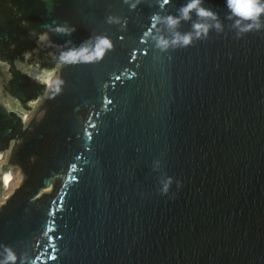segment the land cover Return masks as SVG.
Returning a JSON list of instances; mask_svg holds the SVG:
<instances>
[{
	"label": "water",
	"instance_id": "95a60500",
	"mask_svg": "<svg viewBox=\"0 0 264 264\" xmlns=\"http://www.w3.org/2000/svg\"><path fill=\"white\" fill-rule=\"evenodd\" d=\"M186 2L0 0V264H264V27Z\"/></svg>",
	"mask_w": 264,
	"mask_h": 264
},
{
	"label": "clouds",
	"instance_id": "9594fccd",
	"mask_svg": "<svg viewBox=\"0 0 264 264\" xmlns=\"http://www.w3.org/2000/svg\"><path fill=\"white\" fill-rule=\"evenodd\" d=\"M226 3L229 11L228 18L235 20V27L240 29V31L248 32L253 29L259 30L264 27V21L261 19L262 16H264V0H226ZM202 4L203 0H188V2L179 9L184 20H190L191 13L195 11L197 17L201 20L211 19L217 21L215 25L200 22L194 23L192 27L197 38H200L201 35L206 37L213 26L217 30L221 28L219 15L209 8L203 7ZM156 19H158V17H153V20ZM179 22V19L176 17H167V24L170 28H175ZM192 41V33L181 35L177 32L174 34L171 44L186 47L190 45ZM158 46L167 49L169 47V41L161 38L158 41ZM112 47V42L107 37H97L94 49L90 50L86 46L79 49H72L62 53L60 60L67 65L81 62L91 63L103 59L106 51L112 49Z\"/></svg>",
	"mask_w": 264,
	"mask_h": 264
},
{
	"label": "rangeland",
	"instance_id": "374dc122",
	"mask_svg": "<svg viewBox=\"0 0 264 264\" xmlns=\"http://www.w3.org/2000/svg\"><path fill=\"white\" fill-rule=\"evenodd\" d=\"M12 176L14 177V181L13 183L11 184V186L9 187L8 190H6V192L4 193V195H8L9 193L12 192V190L18 185L19 181H20V176L19 174L17 173V171H15Z\"/></svg>",
	"mask_w": 264,
	"mask_h": 264
},
{
	"label": "bare ground",
	"instance_id": "6f19581e",
	"mask_svg": "<svg viewBox=\"0 0 264 264\" xmlns=\"http://www.w3.org/2000/svg\"><path fill=\"white\" fill-rule=\"evenodd\" d=\"M11 177L7 179V190L9 189V187L11 186V184L13 183L14 181V177L12 176V174H10Z\"/></svg>",
	"mask_w": 264,
	"mask_h": 264
},
{
	"label": "flooded vegetation",
	"instance_id": "af4514ba",
	"mask_svg": "<svg viewBox=\"0 0 264 264\" xmlns=\"http://www.w3.org/2000/svg\"><path fill=\"white\" fill-rule=\"evenodd\" d=\"M15 171H13V173H14Z\"/></svg>",
	"mask_w": 264,
	"mask_h": 264
}]
</instances>
